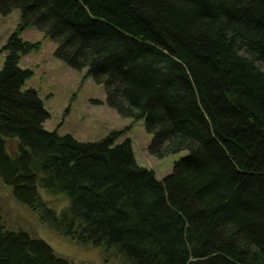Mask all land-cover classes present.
<instances>
[{"label": "trees", "instance_id": "16d2710c", "mask_svg": "<svg viewBox=\"0 0 264 264\" xmlns=\"http://www.w3.org/2000/svg\"><path fill=\"white\" fill-rule=\"evenodd\" d=\"M13 7L109 106L143 119L150 153L188 151L158 178L116 131L80 141L45 129L18 64L36 43L15 29L0 68V177L14 196L106 264H264V0H0ZM39 185L67 203L57 211ZM0 264L74 263L0 221Z\"/></svg>", "mask_w": 264, "mask_h": 264}, {"label": "rangeland", "instance_id": "374dc122", "mask_svg": "<svg viewBox=\"0 0 264 264\" xmlns=\"http://www.w3.org/2000/svg\"><path fill=\"white\" fill-rule=\"evenodd\" d=\"M21 16L17 7L5 14L0 12V68L4 62L2 45L10 32L18 29L19 36L36 43L19 58V66L29 68L31 74L25 78L21 89L32 87L36 90L48 116L43 127L55 130L59 134L69 133L80 141H97L110 131H116L114 142L129 138L134 158L139 165L153 170L161 178L172 170L175 160L185 155L187 149L157 156L149 152L151 133L143 119H133L121 115L109 106L105 99L103 85L86 74V68L76 69L67 65L54 54L56 41L33 23L20 27ZM8 147L13 150L15 141L8 140ZM38 191L45 202L57 211L67 203L64 193H49L42 186ZM0 221L5 228L23 230L33 237L45 240L60 256L74 264H106L101 247L92 243L77 242L65 235L56 233L39 212L18 200L12 186L0 177ZM109 262L115 257L109 255Z\"/></svg>", "mask_w": 264, "mask_h": 264}]
</instances>
